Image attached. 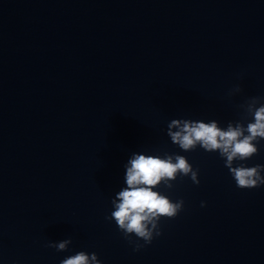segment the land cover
Returning <instances> with one entry per match:
<instances>
[{"label":"water","instance_id":"95a60500","mask_svg":"<svg viewBox=\"0 0 264 264\" xmlns=\"http://www.w3.org/2000/svg\"><path fill=\"white\" fill-rule=\"evenodd\" d=\"M253 96L264 0H0V264L79 251L102 264H264V185L238 188L218 152L167 135L174 118L226 128ZM258 149L242 163L264 165ZM133 153H179L200 181L154 189L184 205L138 251L107 219ZM69 237L65 251L47 246Z\"/></svg>","mask_w":264,"mask_h":264},{"label":"clouds","instance_id":"9594fccd","mask_svg":"<svg viewBox=\"0 0 264 264\" xmlns=\"http://www.w3.org/2000/svg\"><path fill=\"white\" fill-rule=\"evenodd\" d=\"M241 91L237 85L230 94ZM241 120L229 121L226 128L218 127L219 122L211 120L171 119L167 125V135L183 151H192L197 146L208 152H218L224 159L238 188H253L264 185V165L246 166L243 161L258 153V143L264 140V97H250L244 104ZM251 118V119H249ZM244 120H248L245 125ZM175 129V130H174ZM241 162L234 164V162ZM126 167V185L112 199L114 210L107 219H114L119 230L138 251L150 244L154 236L161 234L159 221L162 217L174 218L182 210V199L173 201L168 195L154 190L163 184L173 188L177 177H190L199 184V169L179 153L146 155L133 153ZM203 206V202H202ZM137 238L132 241V235ZM144 241V245L139 243ZM71 238L59 242L49 241V247L65 251ZM60 264H102L95 252L79 251L61 260Z\"/></svg>","mask_w":264,"mask_h":264}]
</instances>
